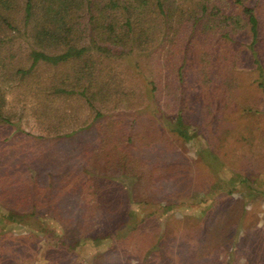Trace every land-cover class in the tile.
Listing matches in <instances>:
<instances>
[{
  "label": "rangeland",
  "instance_id": "374dc122",
  "mask_svg": "<svg viewBox=\"0 0 264 264\" xmlns=\"http://www.w3.org/2000/svg\"><path fill=\"white\" fill-rule=\"evenodd\" d=\"M108 1H96L93 24L102 16L98 6ZM241 1L253 7L259 19L261 40L256 47L264 61V0ZM164 3L166 16L144 12L140 25L126 37L119 27V42L103 44L109 48L105 54L93 50L88 15L80 13V24L69 37L88 48L86 67L83 59L40 64L30 75L12 81L7 111L19 129L0 124V174L27 178L34 173L28 162L35 161L41 177L51 172L62 197L57 208L45 202L32 207L0 200V264H264V114L239 116L230 100L217 122L213 101L234 91V99L264 108V94L253 90L247 48L251 36L243 4ZM123 15L119 9L107 20L121 25ZM12 35L0 48L8 72L26 68L30 50L42 47L29 28ZM179 66L181 84L176 79ZM151 82L156 90H151ZM62 83L75 90L86 86L101 116L95 118V110L80 95L54 92ZM180 111L187 122L201 128L190 129L189 141L169 130L168 123ZM90 123L81 140L70 138L68 145L53 140ZM240 126L245 127L243 136H238ZM128 134L134 140L125 146ZM127 151L144 182H135L133 191L137 197L152 196L146 205L130 203L127 208L138 219L149 216L133 238L95 242L91 237L103 232V221L92 219L86 204L98 202L88 203L82 189L73 187L82 181L92 197L101 194L107 206H122L124 188L111 178L118 173L117 163L128 159L123 161ZM90 155L93 160L88 162ZM6 180L0 178V185ZM96 183L101 187L92 188ZM27 184H17L26 199L35 194L45 201L42 187L32 188L31 194ZM32 210L37 213L31 215ZM45 211L51 214L43 215ZM12 214L15 221L8 218Z\"/></svg>",
  "mask_w": 264,
  "mask_h": 264
},
{
  "label": "trees",
  "instance_id": "16d2710c",
  "mask_svg": "<svg viewBox=\"0 0 264 264\" xmlns=\"http://www.w3.org/2000/svg\"><path fill=\"white\" fill-rule=\"evenodd\" d=\"M96 1L97 0H21L19 2L18 0H0V48L5 46L6 43L8 44L10 42L8 39L11 36H14L12 35V33L19 32L20 30L26 31L28 28L29 32H32L35 41L40 42L39 44H41L42 46L41 49L33 48L30 50V63L26 68L16 67L15 69L10 70V72H8V68L6 66V57L0 56V124L14 126L16 130L19 129L18 122H14L7 111L6 93L11 88L13 84L12 81L14 79H23L26 75H30L31 72L40 64L54 66L64 64L73 60L76 61L83 59L84 64L82 68L86 67L88 60L85 58L88 57V48L85 46L73 44L69 37L72 36L70 34L74 33V30H76L80 24V13L84 12L88 15L87 22L91 33V42L93 44L92 47L93 50H96V53L100 54H105V52L109 51L108 47L102 46L103 44L112 45L119 42L120 38L118 40L116 38V36H119V32L117 31L119 27L124 32L123 37H126L133 31L134 28H136V26H139V20L141 16H143L144 12L149 11L150 14L158 12L161 17H164L167 14L164 7L165 0H133V3H130L129 0H109L107 3H103V5L98 6L99 15L102 16H100L99 22L93 24L92 19L94 18V8L96 5H98ZM126 1L127 4L125 5L124 2ZM235 1L236 3H239L241 5L243 4L241 0ZM119 9L121 12H123L125 21L121 23V25H116L113 18V21H108L107 18L111 14L114 15ZM200 9L202 13L207 10V6L205 5V3L201 5ZM241 12L243 15H245L244 19L246 20L248 33L251 36V40L247 48L251 57L255 75V81H252L253 83H255L253 90L255 93L264 94V61L262 60L261 51L259 52L260 49L256 47L257 43H260L261 40L259 19L254 11V8L248 6L247 4L242 5ZM95 16H97V14ZM161 34L162 29L159 30V35ZM48 47L51 48V50L47 49ZM214 74L218 75L219 73L215 72ZM176 79L179 84L183 83V71L181 70V66H179L176 70ZM156 89L157 86L155 85V83L151 82V90ZM54 92L60 95H80L84 98L87 105L95 110V118L101 116V113L96 110L93 102V97L89 94L88 88L86 86H82L81 89L75 90L73 88H67L66 85L62 83L61 86H58L54 89ZM226 92H223L221 94V97H219L217 101L213 100L215 104L217 103L216 106L218 108L217 112L219 116L216 117L217 122L221 121V115H223L222 113H224V109L227 108L230 104V100H232V110L234 111L235 109V111L239 113V116L241 114L245 115V117H254L264 114V108L259 110V107H257V103L241 102L237 99H234V91L232 93V96L230 95L229 97L226 96ZM178 101L182 105L181 98ZM48 109L51 108L48 107ZM226 119L227 117H225L223 121ZM133 121L135 120L133 119ZM168 124L169 130L181 137L184 141H189L193 137V132H191L190 130L191 128H199L201 130L200 126L192 125L191 123L187 122L181 111ZM91 126L92 123H90L88 127H79L78 129L76 128L70 130V132L59 134L53 140L62 145H68L69 143H71V140L74 137H76L78 140H81L82 137L85 136L83 135L85 134L84 132L91 128ZM244 130L245 127L240 126L237 131L238 136H243ZM70 138L72 139L70 140ZM133 140L134 137L128 134L124 141L125 146L130 144ZM72 149H74V147ZM205 151L210 157L215 156L217 161L219 160V158L212 150L207 149ZM125 155L126 157L123 158V161L127 158L128 159L125 162L117 163V165L119 166L117 170L118 173L116 172V176H112L111 178L114 182H117L118 186L124 188L125 192L123 193L125 194V196L123 202L125 203H123L122 206L112 204L111 206L108 205V207L107 201H105V197L101 194H96V197H92L93 195H91V193H88L86 189L87 185L85 186L82 181L78 182L73 187L75 189H79L80 191L82 189V195H80L86 198L88 200V203L92 202V199H94V203L98 202V206H91L86 204L87 210L90 214L89 216L92 217V219L97 218V220L100 222L103 221V232H97V235L95 234L91 237V239L95 242L107 238H110V240L120 239V237H125L128 239L133 238V234L138 232V230L141 228L142 223H144L145 220L147 221V218L149 216L148 214H146L141 218L139 217L140 219H138L137 217H135L133 209H131L130 206L129 208H127V204L130 205V203H134L135 205H146V203L152 199V196L147 195L143 197H137L135 191H133L132 186L135 182L136 184L137 182H140V185L144 184V182L142 181L140 175H137L138 173L135 170L136 161L134 160V158H132L130 152H125ZM201 156L202 158H204L203 154ZM26 160L31 161V159L27 158L25 159V161ZM92 160L93 157L92 155H90L87 161L91 162ZM113 161L116 162V159ZM28 163L29 165H32H30V168L34 169L35 174L31 172L29 168L28 170L32 174H30V176H28L27 178L19 180L14 176V178H12L9 174H6V176L4 174L3 176L0 174L1 179L3 177L5 179L8 178V180L4 181L0 185L2 193V195L0 196V200H3L4 198V201L8 200L9 202H14V204L16 205L30 203L32 207H35V204L37 202H45V204L49 206L55 205V207L57 208L56 205L59 204V198L62 197V194L56 193L55 190L57 181H55V178L53 177V175H51V172H47L45 177H41L43 175L42 171H38L35 167H33L35 161L33 162V164L31 162ZM34 178L35 181H33ZM77 178L79 179V177ZM45 181H47L46 185H44ZM20 182L21 187H23L25 183H28L27 185L30 188L29 192H31L32 188H36V186L42 187V192H45V201H43L42 198L40 200L37 199V196L35 194H32L34 192H31L32 195H29V198L26 199L24 196L25 194L22 195L23 191L20 192V186L17 185L20 184ZM91 187L95 189L100 188L101 186L99 183H96ZM49 190L51 191L49 192ZM4 193L6 194V196H3ZM54 211L55 210L53 208V212ZM36 213L32 210L30 214L34 215ZM48 213L51 214V212L45 211L43 215H47ZM132 217L135 219L134 221ZM8 218L10 220H16V217L13 214L9 215ZM147 253L148 249L145 254ZM144 259L145 256L143 257V260Z\"/></svg>",
  "mask_w": 264,
  "mask_h": 264
}]
</instances>
